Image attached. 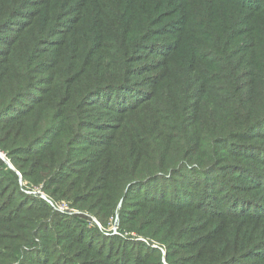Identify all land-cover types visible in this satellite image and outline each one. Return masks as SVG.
Wrapping results in <instances>:
<instances>
[{
    "label": "trees",
    "instance_id": "16d2710c",
    "mask_svg": "<svg viewBox=\"0 0 264 264\" xmlns=\"http://www.w3.org/2000/svg\"><path fill=\"white\" fill-rule=\"evenodd\" d=\"M78 1L63 9L60 0H0V149L24 179L103 222L120 202L122 224L144 233L169 210L197 213L209 223L196 245L200 261L186 264H264L263 0L233 2L255 23L250 40L234 36L222 11L171 42L153 32L188 26L199 13L187 7L209 15L218 2L177 0L182 21L139 36L114 17L108 42L103 0ZM179 47L184 90L161 104ZM1 160L0 194L9 187L0 197V264H182L171 255L173 223L162 237L166 258L140 245L132 255L19 193ZM132 196L141 198L136 210ZM219 196L230 199L222 210L210 206ZM217 212L222 220L212 219Z\"/></svg>",
    "mask_w": 264,
    "mask_h": 264
},
{
    "label": "rangeland",
    "instance_id": "374dc122",
    "mask_svg": "<svg viewBox=\"0 0 264 264\" xmlns=\"http://www.w3.org/2000/svg\"><path fill=\"white\" fill-rule=\"evenodd\" d=\"M76 0H60L59 6L65 9L66 5L69 2H74ZM98 2L99 0H95ZM129 0H103L104 7L101 9L100 12V21L102 22L103 26L106 28L105 33L102 35V39L106 41H110V35L112 34V26L108 25L109 21L114 19V17H122L123 19V29L134 31L138 36L143 33L145 28H150L155 30L163 29L167 25H171L174 23V26L177 24V21H182L183 18H180L182 11H178L181 8V2L177 0H133L134 5L138 6L134 7L133 9H128L125 12L119 13ZM146 1L145 3H143ZM218 3H215V7L210 9V14L208 15L207 12L204 13L202 10V6L200 4H193L189 7V11L197 12V16L193 20V22L188 24V26H184V24H180L181 28L171 30L172 32L168 31L165 32H153L157 35H164L163 38H153L152 40H166L170 41L175 39L177 33L182 34L184 30L196 27L198 23H202L203 20H208V17L213 19L217 13H223L225 16L233 22L235 25L234 28L236 29L234 36H238L241 32L243 35L242 38L250 40L248 34L251 33L255 23L252 20H246V18H240L241 13V6L237 5L240 4L237 0H215ZM231 1V2H230ZM80 4H83L85 0H79ZM237 4H234V3ZM158 3V4H157ZM156 5L155 9L154 6ZM261 5L264 7V0L262 1ZM76 8H72L70 11H75ZM144 9V11H143ZM214 9V10H213ZM187 10V9H186ZM48 12V11H47ZM47 12L45 14H47ZM76 13V12H74ZM76 15V14H74ZM41 25H37L35 28H39ZM173 26V27H174ZM242 27V28H240ZM60 39V38H59ZM73 42L69 43L68 47H71ZM170 48H166V55L170 54ZM171 59L170 62H167V71L172 78V81L167 85L164 90L163 96L159 103L164 104L167 102L177 103L181 97V94L184 90L183 84L180 79V75H182V66L186 63L185 55L179 47L175 53L168 57ZM169 63V64H168ZM180 65V66H179ZM46 87V86H45ZM150 89L152 86H147ZM26 105V104H25ZM0 152L5 155L8 154V151L1 148ZM7 158V157H6ZM9 159V158H7ZM1 160V159H0ZM2 161V160H1ZM10 161V160H9ZM8 168L15 171L18 177V190L19 193L23 194L26 197H29L36 201L37 205L43 204L47 205L51 210V213L54 215H59L61 217H67L70 221H80L81 224H84L87 230L94 232L96 238L107 241L112 245H116L117 249L120 248H131L132 255L135 254L134 246L140 245L149 247L156 252H160L163 258L168 256V244L162 241L163 234L168 230V225L173 223V231L176 233V237L173 238L172 242H174L173 251L171 255L177 259V262L182 261V264L186 263H198L200 260L197 258V249L196 245L199 244V241H203L201 235L205 234V228L208 226L209 221H206L203 217L199 216L197 213L189 214L188 212H177L179 217H177V213L174 210H169L164 213L163 218L155 219V222L158 223V226L155 227L154 230H150V223L148 221L145 225V233L139 232V230L133 229L128 225H123L124 222L122 219V210L125 208L126 205L119 203L118 208L115 214L109 217L106 222L101 221L95 212L89 211L87 209H81V207H77L73 204L72 201L67 199H58L52 196L43 186L44 184L36 185L31 183L29 180L24 179L22 174L17 171V169L13 166V164L8 162L7 164L2 161ZM12 165V166H11ZM22 178H21V176ZM175 185V184H174ZM150 188L153 187L152 185H148ZM9 187V186H8ZM7 187V188H8ZM6 188V189H7ZM2 189V186L1 188ZM5 189V190H6ZM3 191L0 194V197L4 195L6 191ZM139 191V190H138ZM170 190L169 192H171ZM168 192V193H169ZM46 195L55 205L54 208L50 205L44 198ZM13 197V196H12ZM220 200L216 205L210 206H218L219 210H222V206L219 204L224 202H229L230 199H224L223 196H219ZM168 200H171L168 197ZM1 202V200H0ZM11 205H16L14 198H11ZM141 202V198L139 196H132L129 199V203H131L132 209L136 210L137 205ZM196 206H200L199 200H196ZM209 208V205H207ZM155 210L150 211V216L146 219L150 218L151 216L155 215ZM212 219H221L222 220V212H217ZM221 228L222 227H218ZM96 231V232H95ZM98 232V233H97ZM212 234V233H211ZM210 234V235H211ZM222 235V230L219 233ZM215 236H213L212 240ZM211 240V241H212ZM132 245V246H131ZM152 250V251H153ZM264 253V252H263ZM229 256L225 254L222 258ZM38 257V256H37ZM39 258V257H38ZM45 263L48 261H54L55 257H45ZM220 258V259H222ZM194 262H191V260ZM220 261V260H219ZM217 261L216 263H218ZM152 261L150 260L149 263ZM155 262V260L153 261ZM124 264H127L125 261ZM162 264H168V262L163 259Z\"/></svg>",
    "mask_w": 264,
    "mask_h": 264
},
{
    "label": "built area",
    "instance_id": "2783aa9c",
    "mask_svg": "<svg viewBox=\"0 0 264 264\" xmlns=\"http://www.w3.org/2000/svg\"><path fill=\"white\" fill-rule=\"evenodd\" d=\"M0 158L1 159H4L6 162H9L10 163V161L5 157V155H3L1 152H0ZM12 166V165H11ZM21 176V175H20ZM21 178H22V176H21ZM44 198H45V200L50 204V205H52L54 208H56V205L46 196V195H44Z\"/></svg>",
    "mask_w": 264,
    "mask_h": 264
},
{
    "label": "water",
    "instance_id": "95a60500",
    "mask_svg": "<svg viewBox=\"0 0 264 264\" xmlns=\"http://www.w3.org/2000/svg\"><path fill=\"white\" fill-rule=\"evenodd\" d=\"M6 164L8 163V162H6L4 159H2Z\"/></svg>",
    "mask_w": 264,
    "mask_h": 264
}]
</instances>
